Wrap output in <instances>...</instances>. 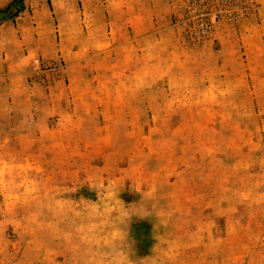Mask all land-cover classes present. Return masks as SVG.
Instances as JSON below:
<instances>
[{"label":"rangeland","instance_id":"1","mask_svg":"<svg viewBox=\"0 0 264 264\" xmlns=\"http://www.w3.org/2000/svg\"><path fill=\"white\" fill-rule=\"evenodd\" d=\"M0 6V264H264V0Z\"/></svg>","mask_w":264,"mask_h":264},{"label":"crops","instance_id":"2","mask_svg":"<svg viewBox=\"0 0 264 264\" xmlns=\"http://www.w3.org/2000/svg\"><path fill=\"white\" fill-rule=\"evenodd\" d=\"M1 7L4 8V6ZM7 46L10 52L4 57V48ZM31 64L32 56L30 53L28 55L24 53L20 41L16 36L11 35V33L0 35V83L6 81L13 82L18 77H24L26 70ZM2 89H4V86Z\"/></svg>","mask_w":264,"mask_h":264}]
</instances>
